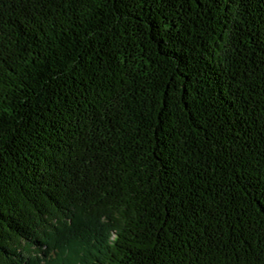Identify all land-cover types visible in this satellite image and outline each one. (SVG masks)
Segmentation results:
<instances>
[{"label":"trees","instance_id":"16d2710c","mask_svg":"<svg viewBox=\"0 0 264 264\" xmlns=\"http://www.w3.org/2000/svg\"><path fill=\"white\" fill-rule=\"evenodd\" d=\"M0 264H264V0H0Z\"/></svg>","mask_w":264,"mask_h":264}]
</instances>
